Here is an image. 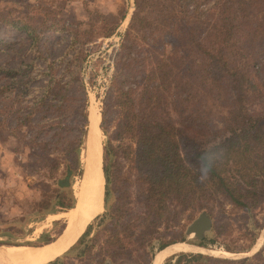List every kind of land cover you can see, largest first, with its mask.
<instances>
[{"label":"trees","instance_id":"trees-1","mask_svg":"<svg viewBox=\"0 0 264 264\" xmlns=\"http://www.w3.org/2000/svg\"><path fill=\"white\" fill-rule=\"evenodd\" d=\"M20 2L21 10L0 8V24L25 30L36 45L40 35L29 21L36 9L43 16L41 32L62 26L74 52L60 58L61 70L56 61L36 54L17 66L0 63V129L23 138L24 149L33 150L36 165L53 182L55 196L63 195L62 208L70 209L76 204L74 181L83 175L87 133L80 60L85 44L97 39L106 22L88 23L78 33L71 23H47L55 14L47 0ZM16 11L22 21L14 20ZM136 23L159 34L132 35ZM119 61L127 72L113 84L118 112L105 144L104 169L105 196L108 183L112 191L124 186L117 207L124 220L101 232L106 238L99 240L97 263L116 264L122 254L140 251L138 264H151L155 251L144 259L150 247L203 212L214 219L213 236L198 244L212 245L232 225L223 220L226 205L242 212L250 238L246 247L226 249L248 251L263 228L255 215L264 208V0H135ZM129 75L136 85L125 89ZM37 76L44 85L31 86ZM90 242L88 250L96 241ZM60 258L51 263L60 264ZM163 264H264V245L252 257L180 252Z\"/></svg>","mask_w":264,"mask_h":264},{"label":"rangeland","instance_id":"rangeland-1","mask_svg":"<svg viewBox=\"0 0 264 264\" xmlns=\"http://www.w3.org/2000/svg\"><path fill=\"white\" fill-rule=\"evenodd\" d=\"M20 1L18 2L21 3ZM29 1L36 4L39 0ZM16 2V0H3L0 3V8L11 6L21 10L23 7ZM47 2L48 7L55 11L54 17L47 19L48 24L55 21L65 25L71 23L72 28H74L73 31L82 33L87 28L88 23L101 25L102 22H106L105 28L101 32H97V36L95 35L97 39L94 42L85 44L83 56L80 60V75L86 85L88 96L87 128L89 112L95 108L98 113V125L101 133L104 169L105 162H107L105 144L109 133H112L116 128L115 120L118 112V107L115 104L117 91L116 93L113 92V84L119 83V79H123V76L117 77L119 73L127 72L125 66H121L119 56L123 35L128 31L131 24L135 10V0H47ZM30 13L32 14L29 19L32 25L31 29L36 28L37 34L40 35L38 44L33 45L31 43L25 30L0 24V63L7 65V67L17 66V63L31 59L33 54H36L37 57L41 55L47 57L48 61H56L55 64H59L58 70H61L64 64L59 62L60 58L66 57L68 59L70 54L74 52L73 49L67 48L69 32L62 29V26L49 27L41 32L39 25L43 16L38 15L36 9L31 10ZM13 17H17V19H14L16 21H22V19H18V17H22L18 11L13 14ZM106 32L112 34L103 36ZM131 34L153 37L159 34V31L146 30L143 25L136 23V28ZM84 37H87V35ZM45 48H47V51H44ZM41 51L42 53H40ZM132 55L135 54L132 53ZM40 64H42V60L37 63L36 67H40ZM42 78L37 76L31 86L33 84H36L37 87L44 85ZM135 85V78L129 75L122 87L128 89ZM106 104H109L108 108ZM40 134L43 135V133ZM27 137H29V133H26L25 130V138ZM24 145L23 138L18 140L11 134L10 130L0 129V248L1 246L8 247L11 245L44 246L60 238L67 231L70 222L66 213L71 208H62L63 195L60 198L55 196L53 182L45 175L44 170L36 165L37 158L33 150L28 148L25 150ZM86 162L85 142V148L81 152L83 175L81 177L77 176L73 185L76 202L81 191ZM106 187L105 177V193ZM108 187L110 190L108 196H105L104 193L103 209L88 224V226L92 225L90 232L87 235L82 234V236L84 235V242L82 245L78 243L81 236L70 250L65 252L61 258L59 257L60 264H98L99 240L106 238V235H102L101 232L106 227H119L121 221L124 220V218H120L119 209H117L119 204L118 194L124 186L120 184L117 190L114 191L110 188L109 183ZM132 201L136 202L135 199ZM222 212L223 220L231 221L232 225L229 229L226 228L225 233L215 238L214 244L207 246V249L196 245L200 250H181L165 257V259L163 258L161 264L172 255L180 252L204 253L216 257L237 259L247 256L252 257L259 251L264 245V208L255 215L263 228L256 242L246 252H234L226 249V247L240 249L249 245L250 238L245 235L242 212L230 205H226ZM98 215H100V218H96ZM195 219L187 221L183 229L180 226L178 229L166 232L160 240L156 241L154 247H150V252L147 253L144 259H150L152 252L155 251L151 258V264H155L160 253L171 244L182 242L198 244L200 239L196 238L194 234L189 235L187 233L189 225ZM212 221L214 222L213 218ZM206 235L212 237L213 233L208 230ZM174 238H183L184 240L171 242ZM48 240L51 241L47 242ZM90 240L96 242L91 250H88L87 246L93 244ZM143 243L145 242L143 241ZM161 244L167 245L162 249H158ZM139 252L135 251L128 256L122 254L117 259L116 264H138V261H142V254H139Z\"/></svg>","mask_w":264,"mask_h":264},{"label":"bare ground","instance_id":"bare-ground-1","mask_svg":"<svg viewBox=\"0 0 264 264\" xmlns=\"http://www.w3.org/2000/svg\"><path fill=\"white\" fill-rule=\"evenodd\" d=\"M93 108V112H95ZM98 142L92 140L87 150V164L81 191L73 208L66 213L69 217L67 231L54 242L41 247L11 245L0 248V264H49L67 252L85 232L91 220L103 209L105 177L100 128H97ZM199 249L188 242L175 243L164 248L155 264H161L163 258L181 250Z\"/></svg>","mask_w":264,"mask_h":264},{"label":"water","instance_id":"water-1","mask_svg":"<svg viewBox=\"0 0 264 264\" xmlns=\"http://www.w3.org/2000/svg\"><path fill=\"white\" fill-rule=\"evenodd\" d=\"M88 121L89 124L86 134V151L89 150V147L91 146L93 139L94 141L96 139V142H98L97 128L99 127V125H98V113L96 110L95 112H93L92 110L89 112ZM212 222L213 221L210 215L206 213H202L189 225L187 229V233L189 235L194 234L196 238L202 239L206 235V232L211 229ZM194 245H197L198 247H204L205 249H207L205 246H201L195 243Z\"/></svg>","mask_w":264,"mask_h":264},{"label":"flooded vegetation","instance_id":"flooded-vegetation-1","mask_svg":"<svg viewBox=\"0 0 264 264\" xmlns=\"http://www.w3.org/2000/svg\"><path fill=\"white\" fill-rule=\"evenodd\" d=\"M104 177H105V176H104ZM104 198H105V197H104ZM103 203H104V201H103ZM87 228H88V227H87ZM85 231H86V230H85ZM84 233H85V232H84ZM84 233H83V234H84ZM81 236H82V235H81ZM77 241H78V240H77ZM75 244H76V243H75ZM75 244H74V245H75ZM74 245H73V246H74ZM73 246H72V247H73ZM72 247H71V248H72ZM71 248H70V249H71ZM70 249H69V250H70ZM63 255H64V254H63ZM61 256H62V255H61ZM61 256H60V257H61ZM58 258H59V257H58Z\"/></svg>","mask_w":264,"mask_h":264},{"label":"crops","instance_id":"crops-1","mask_svg":"<svg viewBox=\"0 0 264 264\" xmlns=\"http://www.w3.org/2000/svg\"><path fill=\"white\" fill-rule=\"evenodd\" d=\"M189 244H191V245H193V246H194V243H191V242H189ZM62 256H63V255H62ZM62 256H61V257H62Z\"/></svg>","mask_w":264,"mask_h":264}]
</instances>
